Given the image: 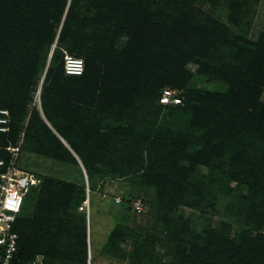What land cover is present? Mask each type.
I'll return each instance as SVG.
<instances>
[{
    "label": "trees",
    "instance_id": "1",
    "mask_svg": "<svg viewBox=\"0 0 264 264\" xmlns=\"http://www.w3.org/2000/svg\"><path fill=\"white\" fill-rule=\"evenodd\" d=\"M245 1L233 0V13H239ZM195 2L0 0V76L5 73L14 78L18 70L23 74L24 69L33 72L42 59L45 64L44 59L49 57L50 64L41 82L42 109H35L24 141L30 142L28 138L32 129L42 134L51 131L46 120L50 123L53 119L63 130L64 134L58 129L57 132L68 145L53 133L58 143V154L54 158L75 165L80 163L89 181L95 172L101 170L97 169V164H102L103 170L107 165L112 166V171L119 170L122 175L116 176L118 178L141 175L147 185L157 187V199L162 201L160 212L167 218L181 203L199 206L204 190L195 194L192 179L197 165L205 162L212 172L216 168H226L232 174L230 177L239 181V186L247 184L249 194L234 200L229 208L237 212V218L247 214L250 223L258 224L257 228L264 227V202L259 206L256 204L261 199L257 192L264 187V104L259 102L264 85V31L256 41L237 36L228 25L212 18ZM123 35H128L129 39L117 51L115 44ZM160 48L166 54L155 56ZM64 50L84 60L82 74L65 72ZM214 54L217 56L215 60ZM189 59L200 64L201 73L223 79L229 89L222 93L185 92L184 97L175 92L179 103H163V86L177 82L176 78L185 73L180 67ZM60 61L59 70L52 67L51 64ZM173 64L176 70L171 72L167 66L173 67ZM124 76L131 77L124 80ZM190 77L188 75L187 79ZM122 84L130 85L129 89ZM21 91L8 93L4 90L5 95H0V110L9 113L8 131L0 130V157L7 159L10 156L7 147L15 146L19 141L27 115L28 97L25 93L20 95ZM143 94L151 105V126L142 135V140H135L138 142L132 148L130 143L125 144L132 137L131 125H121L115 132L101 133L92 126L91 119V122L88 119L89 123L86 120L82 123L76 118L77 115L84 117V113L91 118L106 111L117 119L129 117L134 120L136 116L131 114L135 112L134 106L139 104L134 100ZM53 99L67 105L66 127L53 117ZM156 101L162 106H171L169 114L161 117ZM185 113L192 114L189 125L179 123L176 118L177 114ZM6 116L0 113V117ZM188 130L201 133L198 138H192ZM137 134L139 137V132ZM217 135L229 139H220L219 146ZM75 136L79 138L73 139ZM99 137L103 139L99 141ZM235 139L236 145L232 147L235 156L231 155V148L226 153L222 151L224 144ZM89 141H92L91 145L87 144ZM41 177L43 180L35 200L29 198L39 188L30 190L16 221L19 233L17 260L22 263L43 255L48 264H87L90 235L86 222L79 231L78 225L72 229L71 219L64 222L61 217L72 195L60 190V184L49 179L51 177ZM191 196L196 201H189ZM71 200H75L74 196ZM85 200L84 196L82 202ZM126 204L130 205L129 202ZM180 219L181 226L192 225L188 218ZM69 223L70 233L65 245L59 226ZM222 225L225 231L218 233L214 229L211 234L212 237L220 235L223 242H227L230 230H227V223ZM171 233L169 238L173 241ZM131 239L132 252L128 253L120 243ZM232 240L227 244L233 245ZM145 241V238L137 241L114 230L108 239L111 247L105 250V254L111 258L128 259V264H187L182 257L169 262L157 259L152 254L154 248L152 250V245ZM166 241L169 242L168 237ZM244 242L239 246L251 248L254 262L264 264V234ZM91 260L94 263L92 255ZM226 264H235L233 258L227 257Z\"/></svg>",
    "mask_w": 264,
    "mask_h": 264
},
{
    "label": "rangeland",
    "instance_id": "2",
    "mask_svg": "<svg viewBox=\"0 0 264 264\" xmlns=\"http://www.w3.org/2000/svg\"><path fill=\"white\" fill-rule=\"evenodd\" d=\"M232 1L233 0H196L195 5L203 9L215 20L228 25L233 34L253 41L258 40L264 31V0H246L244 6L240 8L241 12L238 11L239 13H237V11L233 13L231 8ZM234 18L237 19V21H234ZM119 39V43L115 44V49L117 51L122 49V43L127 41L129 37L128 35H123ZM46 51H48V49ZM67 52L68 51L64 50V55H66L65 53ZM164 54H166L164 49L155 52V56L158 57H162ZM43 56L44 58L46 57L45 54ZM198 57L199 56H197V58ZM215 59H217V56L214 54V60ZM60 60H62V56ZM44 61L45 64L42 59V62L40 61L41 64L37 66L33 72H28L24 69L23 74L18 70L14 78L7 77L5 73L0 76V95H5V92L3 93L4 90L8 93L22 90L20 95L25 93L28 97L27 115L22 124V133L19 137V141L15 145L19 147L16 162L23 170L41 174L43 177H51L49 179L60 184V190L74 196L75 200L72 201V196L70 197L69 200L71 202L64 208L66 209L65 213L63 214V212H61V217L64 219V222H66L67 219H71L72 229L78 225L77 230L79 231L82 225L84 227L86 222V227H88L90 235L91 255L94 259L93 264L129 263L128 259L111 258L108 254H105V250L111 247L108 239L114 230L126 236L133 237V239L137 241H141L142 238H145L147 241L144 243L151 244L152 250L154 248L152 254L156 256L157 259L159 258V260L164 262L177 260L182 257L187 264H226L227 257H231L235 264L249 262L258 264L251 258L252 249L248 247L242 248L239 244L244 245V240L247 241L250 237L264 234V227L257 228L258 224L250 223L247 214L237 218V212H232L231 208H229L234 200H240L243 194H249V188L247 184L239 186V181L230 177L232 174L228 173L226 168L218 170L216 168V170L212 172V168L210 169L207 163H199L197 165L196 175L192 179L195 185V194L199 190H204V195H201L202 200L199 206L193 207L187 205V203H181L170 213L169 217L165 218L164 214L160 212L162 201L157 199L159 195L157 187L147 185L145 183L146 179L141 177V175H127L126 177L118 178L116 176L122 175L119 173V170L112 171L111 165V167L107 165L103 170L101 168L102 164H97V169L101 170L95 172L94 177L89 181L80 163L79 165H75L69 161H62L54 158L58 154L56 136L63 142V137L58 132L64 133L59 124L53 119L50 123L46 120L51 131L42 134V132L40 133L38 130L32 129V132L29 133L30 138H28L30 142L26 143L24 137L26 138V132H29L27 129L33 118V113L36 108L40 109V111L42 109L41 82L50 64L49 57L47 60L45 58ZM218 61L220 62L219 59ZM60 64L61 61L51 65L53 68H56V70H59L61 67ZM163 64H166L164 59ZM199 67L200 64L195 60H187L184 66L182 68L180 67V70L185 73H180L181 77L176 78L178 83L174 81L173 83L164 85L162 89H170L182 96L183 93L191 91L222 93L229 89V84L223 79H215L212 76L203 74L199 71ZM167 69L172 72L174 69L176 70V67L173 64V67L167 66ZM188 75H191V77L187 79ZM129 78L124 76V80ZM174 84H178L179 86L175 87ZM122 85H124L125 89H129L130 87V85L127 87V84ZM134 101L139 103L134 106L135 112L131 114L136 116L134 120L129 117H120L117 119L113 114H109L106 111L102 114H95L91 116V118L88 117L87 113H84V117L83 115L82 117L77 115L76 118L82 123H84L85 120L88 122V119L89 121L91 119V121H93L92 126L97 127L96 131H101V133H107L108 130L115 132L121 125L124 127L131 125L130 135H132V137L131 140L125 144L128 145V143H130L132 148L135 146L134 144L138 142L135 140H137V138L142 140V135L150 128L152 117L150 102L147 101L144 94L143 97ZM259 102L264 104V85L259 96ZM51 103L53 105L52 114L54 119L66 127V123H68L66 117L68 114H65L66 110H68L66 108L67 105L63 104L59 99H53ZM156 104L161 117L165 116L167 113L169 114V107L171 106H162L159 101H156ZM41 115L44 116L43 113H41ZM176 118L179 123L189 125V122L192 120V114L185 113L181 116L177 114ZM179 126L181 127L183 125ZM196 131L197 130H188L187 132L189 136L198 138L201 132ZM138 132L139 137L137 134ZM53 133L56 136H54ZM217 137L219 138H217L219 140V146L221 144L220 139H229L218 135ZM235 137L239 139L237 136ZM77 138L79 137L75 136L73 139ZM102 139L103 138L100 137L98 138L99 141ZM236 139L229 140L226 145L224 144L222 146V151L226 153V151L231 148V155L235 156L236 151L233 150L232 147L236 145ZM90 142L92 141H89L87 144L91 145ZM259 160L260 159H257V161ZM134 169H136V167H134ZM142 172L143 171L140 173ZM108 174L110 175L107 176ZM72 187H74V189ZM90 187L93 189L92 191ZM263 188L264 187L261 188L262 190L259 189L261 190L260 192H257L259 194L258 197L261 198L260 201L256 203L258 206L264 202ZM39 190L40 188L35 190L30 195L29 199L35 200V196L38 194ZM84 196L86 200L82 202ZM197 196L199 197L200 194L198 193ZM116 198H120V202H117ZM188 199H191L189 200L191 202L196 201L192 196ZM135 200L142 201L144 205V210L142 212H136L134 210L132 203ZM87 201L88 205L85 203ZM127 202H129L130 205L126 204ZM182 217L184 219L188 218L192 225L190 227L181 226L180 222L182 221L180 218ZM223 223L228 224L227 230H230L228 241L233 239V245L227 244L228 241L223 242V238L221 239L220 235L212 237L211 233L214 229L218 233L226 230L222 225ZM59 227L62 228L63 231L62 244L66 245L68 234L70 233V223L66 226H62L61 224ZM170 232H172L173 241L169 238ZM243 233L246 234V237ZM135 236L138 237L134 238ZM166 237H168L169 242L166 241ZM120 245L125 248L128 253L132 252V239L131 241L121 242ZM216 245L218 248H214ZM235 246L237 248H235ZM150 249L151 247L146 250L150 251Z\"/></svg>",
    "mask_w": 264,
    "mask_h": 264
},
{
    "label": "built area",
    "instance_id": "3",
    "mask_svg": "<svg viewBox=\"0 0 264 264\" xmlns=\"http://www.w3.org/2000/svg\"><path fill=\"white\" fill-rule=\"evenodd\" d=\"M85 62L82 58L66 53L65 72L69 75H80L84 72ZM163 103H179L180 99L170 89L165 90L161 97ZM7 115L0 117V130L8 131L6 124L9 122L8 111L0 110ZM10 157H0V264H48L43 256L20 262L17 260L19 251V233L16 231V221L23 209L27 195L33 188H39L42 177L38 173L21 169L17 164L19 147L8 146ZM120 202V198H116ZM135 211L142 212L144 205L141 200L132 203ZM88 208V206H87ZM66 264V263H65ZM87 264H93L89 251Z\"/></svg>",
    "mask_w": 264,
    "mask_h": 264
},
{
    "label": "bare ground",
    "instance_id": "4",
    "mask_svg": "<svg viewBox=\"0 0 264 264\" xmlns=\"http://www.w3.org/2000/svg\"><path fill=\"white\" fill-rule=\"evenodd\" d=\"M85 203H86V205H88V201L85 202ZM89 246H90V251H91V243H90V239H89Z\"/></svg>",
    "mask_w": 264,
    "mask_h": 264
},
{
    "label": "water",
    "instance_id": "5",
    "mask_svg": "<svg viewBox=\"0 0 264 264\" xmlns=\"http://www.w3.org/2000/svg\"><path fill=\"white\" fill-rule=\"evenodd\" d=\"M52 52H53V50H52ZM51 54H52V53H51ZM62 140H63V142L65 143V145H67L66 142H65V140H64L63 138H62ZM67 146H68V145H67Z\"/></svg>",
    "mask_w": 264,
    "mask_h": 264
},
{
    "label": "crops",
    "instance_id": "6",
    "mask_svg": "<svg viewBox=\"0 0 264 264\" xmlns=\"http://www.w3.org/2000/svg\"><path fill=\"white\" fill-rule=\"evenodd\" d=\"M91 252V251H90Z\"/></svg>",
    "mask_w": 264,
    "mask_h": 264
}]
</instances>
